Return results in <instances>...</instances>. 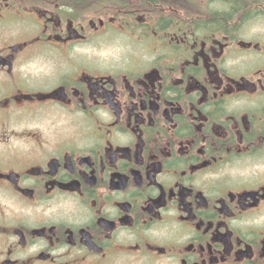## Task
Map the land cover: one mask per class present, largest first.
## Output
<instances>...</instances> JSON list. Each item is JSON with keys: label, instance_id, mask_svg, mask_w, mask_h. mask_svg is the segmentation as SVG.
<instances>
[{"label": "flooded vegetation", "instance_id": "flooded-vegetation-1", "mask_svg": "<svg viewBox=\"0 0 264 264\" xmlns=\"http://www.w3.org/2000/svg\"><path fill=\"white\" fill-rule=\"evenodd\" d=\"M0 264H264V0H0Z\"/></svg>", "mask_w": 264, "mask_h": 264}]
</instances>
